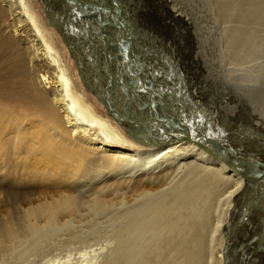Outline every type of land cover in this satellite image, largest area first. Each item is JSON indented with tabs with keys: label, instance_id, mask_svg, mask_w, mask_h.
Returning a JSON list of instances; mask_svg holds the SVG:
<instances>
[{
	"label": "bare ground",
	"instance_id": "bare-ground-1",
	"mask_svg": "<svg viewBox=\"0 0 264 264\" xmlns=\"http://www.w3.org/2000/svg\"><path fill=\"white\" fill-rule=\"evenodd\" d=\"M60 1L61 16L75 18V22L82 24V30L74 31L73 35L80 33L79 30L83 33V29L88 37L91 35L89 42L93 43V49L89 54L92 64H103V57H106L100 73L104 71L105 77L112 81L115 67L109 66L107 56L114 54L115 50H106L108 47L102 46L97 38L103 35L109 42L112 30H106L98 23L96 30L92 29L95 15L78 10L74 3L77 1ZM208 1L211 4V0ZM215 2L217 6L213 2L212 6L217 7L218 14L234 21L227 31L225 29L230 44L252 50L255 38L246 25L249 21L264 24V0ZM161 3L165 11H169L162 15L167 17L173 13L171 21L179 22L181 18H176L178 12L171 8V4ZM192 3L199 7L207 5L205 0ZM55 16L59 18L56 10ZM54 26L65 37L69 35L79 43L80 40H74L69 31H62L57 24ZM55 38L53 32L45 29L29 0H0V264L27 262L30 257L39 259L48 247H61L63 229L68 230L78 223L82 225V221L106 224L104 232L112 247L98 260L99 264H206L209 244L218 250L213 264H219L222 258L226 261L233 235L235 206L247 192L242 175L192 141L163 142L156 129L134 127L122 116L108 112L106 117L100 115L72 82ZM83 41L81 39V44ZM113 44L119 46L118 40ZM131 58L128 61L134 60ZM134 66H138L136 61ZM214 72L217 71L214 70L213 75ZM232 78L228 73V79ZM86 80L98 83L91 78ZM203 81L205 87H198V91L205 94L207 80ZM105 87L102 86L101 90ZM237 94L247 96L242 91ZM140 115L143 116L144 112ZM263 150L260 153L253 151V155H264ZM60 184H67L66 188L72 194L58 193L59 190L53 188L54 192L50 190L55 197H48L47 194L52 195L46 194L49 185L64 189L65 185L59 187ZM36 185L46 187H41L42 195L33 197ZM132 188L138 192L134 194ZM126 191H133L134 196L129 194L131 199L123 198ZM220 204L223 209L218 211ZM65 211L68 212L67 220L60 224L59 218ZM73 239L83 247L87 241L86 236L79 233ZM223 240L225 246L222 248Z\"/></svg>",
	"mask_w": 264,
	"mask_h": 264
},
{
	"label": "rangeland",
	"instance_id": "rangeland-1",
	"mask_svg": "<svg viewBox=\"0 0 264 264\" xmlns=\"http://www.w3.org/2000/svg\"><path fill=\"white\" fill-rule=\"evenodd\" d=\"M63 1H65L67 3V1H69V0H63ZM74 1H77L74 3L77 4L78 10H86L89 13H92L93 15H95L96 20L92 22V29L96 30V27L98 26L97 23H98V24L102 25L104 28H106V30L108 28H109V30H112L110 32L111 33V37H110L111 41L109 40L112 44L114 41L117 40V35L119 36L121 34L120 32H118L117 28H119V27H116V25L117 26L121 25V27H123V28L126 27L125 29H127L128 32H131L130 34H132L133 37H135V33H136V35L141 40L142 49H148L149 53H154L157 56H159L160 53H164L165 55L168 56V59H169L168 60V67L171 68V70H173L172 72L174 75H176V78L180 82L182 81L181 83L184 82L183 85H185L187 88V95H188V98H189L191 105H192L191 117L193 118L192 120H193V122H195L194 124L196 126H198V127L206 126L208 132L211 133L212 135L214 134L216 136L228 134L230 132V129L231 130L233 129L234 130L233 132H235L236 134L239 133V134L244 135L245 131H246V129H244V128H245V125L247 124L246 123L247 119L242 118L241 116L237 115V112L239 111V107L242 104L240 101V99H241L248 104V108H250L254 112L256 118H258L260 120V123H259V121H257L256 119H253L252 123H254L258 128H260V127L264 128V53H263L264 52V50H263L264 44L262 46V40L264 38V24L259 23V22L257 23L254 21H249L247 23L246 27H248L253 32L254 38H255L254 39V41H255L254 47L252 48V50L251 49L248 50V49H244V48L233 47L230 44L229 38L225 32L227 31V29L230 26H232L234 24V21L231 19H228V18H224L218 14L220 12L218 11V9L216 7L217 5H216L215 0H211V4H210V1L205 0L207 2L206 7H204L203 5H200V7H199L197 5V3H192V2H194V0L193 1L188 0L189 2L187 1V3L185 0H173V1H170V0H157V1L156 0H150V1L149 0H132V1L131 0H118L121 2L120 5L123 6V7L121 6V8L119 5L117 6L112 0H74ZM154 1H156V2H154ZM29 2L33 6L35 13L40 16L41 22L43 23L45 29L48 30L49 32L54 33V36L56 37L55 38L56 44L58 45V48H60L61 53L63 55L64 65L68 69V73H69V76H70L72 82H74V84L77 85L76 86L77 90L85 96V98L92 105V107L95 109V111H97L100 115H102L104 117H106V115L108 116V113H107V110H106V107L104 106V104L101 101H99L97 99V97H95V95L87 88L89 85L87 83L88 81L85 80V83H84L82 75H81L80 71L77 69L78 67L76 65V61L74 60L75 57L72 56V54L70 53V49H68L67 44L65 43V41L61 37L60 33L57 31V29L54 26L55 24H57V26L62 31H64V29H65V30L69 31L68 33L73 35V34H75L74 31L76 32L78 29L83 28V27H81L82 26L81 22H78L79 25H76L78 23L74 21L75 18H69L66 15H64V16L62 15L64 17L63 18L61 16V14L59 12V9H60L59 4L61 3L60 0H29ZM150 2H152V3H150ZM161 2H164L165 5L171 4V6H172L171 8L174 11L176 10L178 12V16H176V18L178 20L181 18L179 22H181V21H183V22L179 23L178 21H176V22L171 21V17H174L172 15L173 13L171 15L167 14L170 18L168 16L164 17L163 12L168 13L169 11L168 12L165 11L166 10L165 6L162 5ZM212 2L216 6L215 5L212 6ZM154 4H155V6H154ZM150 5H152V6H150ZM175 5H176V7H175ZM64 6H66V4ZM214 7H216V8L214 9ZM41 9H43V11ZM113 9L114 10H121V11L120 12L116 11L115 14L110 15V14H112L111 12L113 11ZM127 9L128 10L132 9V11H125ZM49 10H51L52 12ZM55 10L58 13L59 18H57L55 16ZM158 11H160V12H158ZM213 11L216 13V15L213 13ZM49 12H51V14ZM127 12H129L130 14ZM162 16H163V18H162ZM215 16H217L219 18H217V17L214 18ZM50 18H52V20ZM59 19H61V21H63V22L59 21ZM165 20H167V21L169 20V21L167 22ZM230 21H231V23H230ZM199 22H201L202 24ZM133 25L135 26L134 27L135 31L133 30ZM184 25H186V27ZM210 25H211V27H210ZM218 25H220V26H218ZM164 26L167 28H165ZM77 27H79V28H77ZM177 28L180 30L181 35L178 33ZM222 28H224V30ZM129 29H130V31H129ZM225 29H226V31H225ZM205 30H207L208 32ZM83 31L84 32L82 33L79 30L78 32H80V33H78L77 35H73L75 37L74 40H77V41L80 40V41H78L79 43H77L76 41H73L72 37L69 38V35L66 36L65 38L68 40V42L70 41V43H72L73 46L75 43H77L74 46L75 49H82L83 52L85 53L84 56L82 54L80 55V53H79L80 59L79 58H77V59L82 60L83 64H85L89 68V69H87V71H88L87 74L89 73L91 75V78L98 82L97 84L95 83L96 88L99 90L102 86H108V90L110 91V94H112V96L116 95L114 93V90L116 88H115V85L113 84V81H109V79H107L105 77L104 71H101L102 73H100V70H102V65L105 64L104 59H103V61H104L103 64L101 62H96V61H95L96 64H94V65L92 64L93 61H92L91 55L89 54V53H92L91 49H93V43L89 42L91 39V35H90V37H88L89 35L87 34L86 29H83ZM221 32H222V35H221ZM180 36H181V38H180ZM196 37H197V39H196ZM216 37H218V38H216ZM221 37L224 39L222 40ZM97 38L100 40V44L102 46L107 45V43H106L107 40L103 35H100ZM81 39L84 40L83 41L84 44H81ZM187 39H188V41H187ZM112 44H111V46L114 48L116 42H115V44H113V45ZM215 44H216L217 50L215 49ZM222 44L225 45L224 48H223L224 45H222ZM260 44H261V46H260ZM76 45H79V46L77 47ZM121 48L122 47L120 46V50H121ZM116 49H119L118 45H116ZM230 49H232V51ZM108 50H112V49H108ZM212 50H214V51L212 52ZM209 52L213 55H211ZM215 52H216V55H215ZM207 54H209L210 56H208ZM231 54H233V55L231 56ZM245 54H246V56H245ZM112 56H113L112 53H110V55L107 56V61H109V66L113 65V62H114ZM211 63H212V65H211ZM213 63H214V65H213ZM202 64H203V66L200 67ZM203 68H204V70H203ZM216 68H217V70H216ZM188 69H191V70H188ZM210 69H212V70L214 69L217 72H214V75H213L214 70L212 71ZM194 71H196V72H194ZM227 71H229L228 73L230 74L231 78L233 77L232 79H228ZM188 74L191 75L190 77L194 82L190 79ZM186 75H188V76L186 77ZM85 76H86V74H85ZM103 78H105V79H103ZM201 80L202 81L207 80L206 81L207 82L206 83V86H207L206 91L207 92H205V90H204L205 94L203 92L201 93V90H200V92L198 91L199 90L198 87H200V89L203 88V84H202ZM226 80H227L228 84L226 83ZM203 83H204V81H203ZM204 85H205V83H204ZM232 85L234 87L237 86L238 88H236V87L232 88L231 87ZM201 86H202V88H201ZM239 89H241V90H239ZM104 90H105V88H104ZM222 90L224 92H229L230 90H232L233 93H235L236 95H238L237 94L238 92L242 91V93L247 94V96L243 95L242 97H239L240 99L238 100L234 96L227 95L225 93L222 94L221 93ZM213 91H215L217 93H215ZM210 92L212 94L214 93L215 96H214V94H213V96L217 99H214V97L211 96L212 94ZM206 93H208V94H206ZM201 94H203V96H202L203 99L201 97ZM216 94H219V95L216 96ZM206 96H207V98L209 97L210 99L209 98L206 99L205 98ZM195 98H196V100L194 102ZM201 99L203 101H201ZM207 100H210V102L216 101L215 102L216 104L210 103ZM210 104L213 106L211 107ZM218 105H220V107ZM221 113H222V115H221ZM215 114H216V116H215ZM225 117L228 118V121H225V119H224ZM211 118L216 119V120H214V122H213V119H211ZM210 121H212L214 123V125H212V124L210 125V123H211ZM221 122H223V123L225 122V123L221 124ZM218 123H220V124H218ZM221 125H222V127H221ZM212 126H215V127H212ZM242 127H243V129H242ZM221 129H223L225 131L221 132ZM251 134L252 133H250L248 136H251ZM252 135L254 136V138L256 137V134L253 133ZM253 151L255 153H256V151L259 153L262 152V150H259L257 148H252V149H250L249 154L253 155V153H254ZM257 157L264 159L263 154H258L256 157L254 156V158H257ZM64 185H65L64 189L66 191H64V189H62V188H58V186L51 187L52 185H49V189L46 190L47 191L46 194L51 193V190H53V188H56L57 190H59L58 193L61 191V192H64L65 194H67V193L72 194L70 192V190H68L66 188L68 186L67 184H60L59 187H64ZM37 186L40 188H38ZM42 186L44 188L46 187L44 185H40V186L36 185V187L34 188V190H35L34 194H32L33 197H36V196L38 197L39 195H42L40 192L42 190L41 189ZM49 190H50V192H48ZM132 190L134 191V194L138 192V189H137V192H135L136 190H134V188H132ZM255 190H256L255 188L254 189L253 188L247 189L246 196H249V198L252 197L249 204L246 203V199H244L245 200L244 204H242V202H240L239 205L237 204V206H235L236 208H235L234 221L232 223V227L235 225V223H237L239 213L242 214L243 211H244L243 214L247 213L245 216L246 222L248 221L249 216H251V215L254 216L253 220L251 219L252 223L249 220L250 222L248 221V223L245 224L244 227H242V229H239V231L235 234V237L232 238L228 244L229 247L227 249V260L224 261L222 258V261L220 262V259H219V264H264V222H263V220H264V209H261L260 205H259V202L263 201V199H264V193H259V192H256ZM133 191L132 192L126 191V194L123 192L124 193L123 198H125V196H126L125 199H131V197H128V196H130V195L132 196ZM53 192H54V190H53ZM65 194L62 193L61 195L65 196ZM47 195H48V197L54 196L53 194L52 195L47 194ZM221 207L222 206L220 204V206L218 207V211L223 209V207L222 208ZM242 207H244V208H242ZM25 208H26V205H25ZM25 208H24V206H22L23 210H25ZM5 209H7V208H5ZM3 210H4V208H3ZM243 214H242V216H243ZM62 215H60L62 217L59 218L60 224L67 220L68 212L65 211V214L62 213ZM213 220H215V218ZM90 222L91 221H88V222L82 221L81 222L82 225H80V223H78L79 225L77 223H73V225H75V224H77V225L71 227L72 229L68 228V230L66 229L65 231L63 229V234L64 233L65 234L62 235L60 241H61V244L62 245L64 244V245L63 246L61 245V247H58V248L55 246L48 247L47 250L43 253V255L39 259H33L32 257H30L27 259V262H26V260L25 261H14V263L12 261H9L7 264H10V263L11 264H18V263L19 264H37V263L38 264H46L48 262H49L48 264H99L100 261H98V260H100L103 257V255L111 249L112 242L109 239L108 235L105 234L106 232H104L106 230L105 229L106 224L99 223L97 221L94 224H92L94 221L91 223ZM257 223H258V227H259V229L257 227L258 231H256L253 235L250 234V232H252L253 230H256V229H254V227H256ZM87 225H89L88 226L89 228L86 227ZM79 226H82V227H79ZM248 226H250L247 229L248 231H250L249 234L246 235L244 242H242L238 245L239 239L241 240V238L244 236L245 232L247 231V230H245V228ZM71 232L73 234H71ZM78 233L85 235L87 238V241H85L83 243L84 247L82 244L77 243L73 239V237L75 235H77ZM234 233L235 232L233 231V234ZM66 234L68 235V237L66 236ZM93 237H95L96 239H99V240H95V238H93ZM63 239H65V240H63ZM223 239H224V234H223ZM106 240H108V242ZM229 240H230V238H229ZM74 242H75V244H74ZM100 242H101V245H98V244H100ZM224 242H225V240H223L222 248L225 246ZM89 243H91V244H89ZM80 245H81V247H80ZM87 246H88V248H87ZM209 247H211V248H209L210 254L208 252L206 264H213L214 261L217 259L218 250L215 249L214 245H212V244H209ZM67 251H68V253H67ZM77 252H79V253H77ZM44 254H45V256H44ZM66 254L69 256H67ZM209 256H210V258H208ZM52 258L55 260H53ZM93 258H94V261L92 260ZM208 260H209V263H208Z\"/></svg>",
	"mask_w": 264,
	"mask_h": 264
},
{
	"label": "water",
	"instance_id": "water-1",
	"mask_svg": "<svg viewBox=\"0 0 264 264\" xmlns=\"http://www.w3.org/2000/svg\"><path fill=\"white\" fill-rule=\"evenodd\" d=\"M112 1L121 8L120 1ZM113 11L110 15L121 10L113 9ZM58 32L70 49L72 56L75 57L76 65L85 83L86 78H91V75L87 74L89 68L83 64L82 60L77 59L79 53L83 55V50L75 49V44L73 46L60 30ZM118 32L121 33L119 36L117 35L118 44L122 45L123 49H121L122 51L116 49L112 56L114 61L112 69L115 67V75H111L116 95L112 96L109 93L108 86L103 91L101 88L98 90L94 83L87 80L89 83L87 88L104 104L107 112L115 116H122L125 122L134 127L156 129L163 138V142L185 139L196 143L207 153L217 157L229 168L242 175L247 183V189L255 188L256 192L264 193V159H256L249 154L251 147L259 150L264 149V128L260 126L258 128L252 123L253 119L259 123L260 120L248 108V104L232 90L229 92L222 90V94L225 93L240 99L242 104L237 115L247 119L244 128L246 131L242 135L236 134L233 129H230L228 134L212 135L206 126L198 127L194 124L187 88L168 67V56L164 53L157 56L154 53H149L148 49H142L141 40L136 33L133 37L131 32L123 29L121 25ZM125 55L129 58H126ZM131 57L134 60L128 61ZM104 61H106V57H104ZM133 61H136L138 66L135 67ZM203 87H205L204 84ZM141 112H144L143 116L140 115ZM225 121H228V118ZM250 133L256 134V137L254 138L252 134L248 136Z\"/></svg>",
	"mask_w": 264,
	"mask_h": 264
},
{
	"label": "flooded vegetation",
	"instance_id": "flooded-vegetation-1",
	"mask_svg": "<svg viewBox=\"0 0 264 264\" xmlns=\"http://www.w3.org/2000/svg\"><path fill=\"white\" fill-rule=\"evenodd\" d=\"M175 11H176V10H175ZM107 19H108V18H107ZM117 20H118V19H117ZM116 27H119V25H118V26L116 25ZM134 27H135V26L133 25V30L135 31ZM122 28H123V27H122ZM125 28H126V27H125ZM123 29H124V28H123ZM177 29H178V28H177ZM125 30H126V29H125ZM64 31L67 32V30H65V29H64ZM176 32H177V31H176ZM71 33H72V32H71ZM74 33H75V32H74ZM178 33H180V30H179V29H178ZM76 35H77V34H76ZM180 35H181V34H180ZM180 38H181V36H180ZM106 43H107L106 46L108 47V49L110 48V49H112V50H116V45H115L114 48H113V47L111 46L112 43H111L110 41L108 42V40H107ZM118 47H119V50H120V45H119ZM108 49L106 48V50H108ZM121 49H122V48H121ZM87 54H88V53H87ZM242 199H243V200L246 199V203L249 204V202H250V200L252 199V197H250V199H248V197L243 196ZM242 199L239 201V204H240V202H242V204L245 203V200L243 201ZM259 205H260V208H261V209H264V199H263V201H260V202H259ZM242 208H244V207H242ZM243 213H244V211L242 212V214H243ZM242 214L239 213V217H238V220H237L238 223H235V225L233 226V231H234L235 233L232 235V238L235 237V234L239 231V229H242V227H244V225L247 224L249 220H250L251 223H252V220H253V217H254L253 215L249 216L248 221L246 222V221H245V220H246V217H245V216H246L247 213H246V214H243V216H242ZM254 215H255V214H254ZM251 219H252V220H251ZM250 221H249V222H250ZM243 222H244V223H243ZM261 222H262V221H261ZM263 222H264V220H263ZM236 227H237V228H236ZM249 227H250V226L246 227L245 230H247ZM257 227H258V223L256 224V227H254V229H256V230H253L252 232H250V231L247 230V231L245 232L244 236L241 238V240L239 239V241H238V245H239L240 243L244 242V240H245V238H246V235L249 234V232H250V234L253 235L256 231H258L259 227H258V229H257ZM232 238H231V239H232Z\"/></svg>",
	"mask_w": 264,
	"mask_h": 264
}]
</instances>
